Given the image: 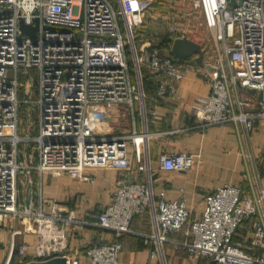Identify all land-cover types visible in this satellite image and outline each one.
I'll return each instance as SVG.
<instances>
[{"label":"built area","instance_id":"2783aa9c","mask_svg":"<svg viewBox=\"0 0 264 264\" xmlns=\"http://www.w3.org/2000/svg\"><path fill=\"white\" fill-rule=\"evenodd\" d=\"M154 3L0 0V232L6 218L23 216L33 218L38 232L52 238L48 231L58 217L44 211L42 190L38 210L31 202L27 206L21 201L20 176L36 171L41 177L67 173L89 180L87 170L112 167L145 172V180L120 183L111 202L92 216L113 238L86 248L91 264H120L121 236L131 231L134 217L145 211L152 217L146 244L151 258H159L162 264L170 235L184 227L186 237L176 246L192 257L206 256L216 264H264V253L252 252L264 249V185L250 141L255 123L264 120V97L255 96L264 95V0H236L235 5L229 0H193V9L201 11L213 34L217 59L215 72L204 74L210 93L198 99L195 126L235 125L244 143L247 182L245 187L227 183L208 193L199 219L191 218L185 197L168 200L163 192L156 195L154 191L147 126L158 114L156 107H149L175 95L188 70L199 68L195 60H180L172 54L175 38L164 41L161 30L179 31L180 22L174 13L155 12ZM22 20L37 26L35 37L22 31ZM142 67L155 84L152 95L145 91ZM239 88L256 93L246 96ZM118 105H126L132 129L110 134L106 117ZM21 111L25 122L20 128ZM35 111L39 120L34 134ZM138 117L143 129L137 127ZM27 144L33 145L34 162L31 151L22 149ZM199 156L166 152L159 167L188 170ZM28 180L26 195L32 201L34 180ZM51 207L55 212L56 203ZM245 223L252 229L249 249L234 240ZM27 249L19 245L20 259ZM67 264L79 261L68 258Z\"/></svg>","mask_w":264,"mask_h":264},{"label":"crops","instance_id":"0c3cea01","mask_svg":"<svg viewBox=\"0 0 264 264\" xmlns=\"http://www.w3.org/2000/svg\"><path fill=\"white\" fill-rule=\"evenodd\" d=\"M203 53L198 70H188L185 78L179 83L176 94L160 99L149 107H156L158 115L156 121H149L147 126L150 133L149 155L154 168L155 194L163 192L168 200L185 197L192 219L202 217L208 193L227 183L244 187L247 184L246 160L242 154L244 143L235 125L227 123L206 128L195 126L197 120L193 115L198 99L210 93V85L204 74L206 71L215 72L217 66L215 54L212 55L205 48ZM188 60L196 61L194 57ZM149 90L153 92V84ZM110 111L107 126L110 134L128 132L132 129V116L126 105L115 106ZM137 122V127L143 129L140 117L137 118ZM250 141L264 185V120L255 123ZM245 149L247 150V147ZM166 152H192L200 156L191 169L166 171L159 167L160 157ZM129 155L132 160L135 159L132 146L129 147ZM87 173L91 176L89 180L73 178L67 173L62 175L45 173L41 177L36 171L33 172L35 193L31 201L32 208L35 210L40 208L42 190L44 211L48 215L56 214L58 217L54 218L48 231L52 238L49 239L47 235L38 232L33 218L8 217L0 232V264H11L14 248L21 244L28 246L27 254L21 258L22 261L34 259L41 250L45 253L41 255L59 253L70 259H78L79 264H91L85 254L86 248L96 241H110L113 238L112 232L97 224L92 216L111 202L112 195L120 183L137 178L145 180L146 174L130 173L112 167H96L87 170ZM37 184L39 187L36 190ZM26 198L27 195L22 198V202H25ZM54 203L55 212L51 207ZM185 230L186 227L171 234L169 241L166 242L164 248L168 264H208L211 260L209 257L201 255L192 257L184 251L185 249L177 250L176 242L184 240ZM151 231L152 217L148 211L134 217L131 231L121 236L123 248L119 255L120 264H161L159 258H151L150 247L146 244V235ZM251 231V225L245 223L237 231L234 240L249 249ZM40 244L42 249L37 250ZM252 252L260 254L264 253V249ZM21 259L18 256L17 262H21Z\"/></svg>","mask_w":264,"mask_h":264},{"label":"rangeland","instance_id":"374dc122","mask_svg":"<svg viewBox=\"0 0 264 264\" xmlns=\"http://www.w3.org/2000/svg\"><path fill=\"white\" fill-rule=\"evenodd\" d=\"M192 6H193V0H155V3H154V11L155 12L164 13V14L174 13L175 14L174 17L180 22V25H181L180 30L176 31V32H169L168 29L167 30H165V29L161 30L163 32V35L165 33V35L163 36L164 41H167V40L171 41L173 39L171 37L169 38L170 34L172 36L173 35H177V36L184 35V36H187V37L201 43L202 48L207 49L213 55V54H215V41L213 38V34L205 25L201 11L199 9H193ZM179 9H182V11L180 12ZM167 26H168V24H167ZM167 34H169V35H167ZM166 35H167V39L165 37ZM146 73H147V70H143V76ZM239 89H240L242 94H244L246 96L249 94V92H247V90L245 88H239ZM255 96L258 97L259 95L255 94ZM26 113H27V109H25V114ZM25 114H24V111H21L20 128L22 126H24L23 123L25 122ZM38 120H39L38 113H37V111H35L33 114V119H31V122L34 123L33 124L34 134L37 133L36 129H37ZM28 146H30L31 148H28ZM130 146L131 145H129V147ZM23 147H22V149H26L27 153H29V151H31V153L33 154L32 162H34L35 157H36V153L34 152L33 145L27 144ZM29 175L20 176V179H21V199L26 195V192L28 190V181H29L28 179H30V178L33 179V177H34L33 172L30 176ZM34 187H35V185H34ZM38 187L39 186L37 184L36 190L38 189ZM177 250L182 251L184 249L178 247ZM184 251H186V250H184ZM161 264H162V262H161ZM163 264H168L166 254H165V261L163 262Z\"/></svg>","mask_w":264,"mask_h":264},{"label":"water","instance_id":"95a60500","mask_svg":"<svg viewBox=\"0 0 264 264\" xmlns=\"http://www.w3.org/2000/svg\"><path fill=\"white\" fill-rule=\"evenodd\" d=\"M241 2V0H239ZM231 5L236 4V0H229ZM21 29L25 34H28L32 37H35L37 26L27 25L23 20L21 21ZM171 52L180 60H187L191 57H194L198 63H201L203 60V48L202 44L187 37H176L173 41ZM218 76L222 78L221 68H218ZM250 93L255 94V89H248ZM264 97L263 93L259 94V98L262 99ZM257 109H253L256 111ZM106 120H109V117H106ZM155 178V176H154ZM30 187V186H29ZM28 187V189H29ZM26 205L29 206L31 202V197L28 195L26 200ZM19 256V245L14 248V254L11 259V264H67V256L61 255L59 253H55L52 255H37L34 259L26 262H17V257ZM208 264H216L215 259H211Z\"/></svg>","mask_w":264,"mask_h":264},{"label":"trees","instance_id":"16d2710c","mask_svg":"<svg viewBox=\"0 0 264 264\" xmlns=\"http://www.w3.org/2000/svg\"><path fill=\"white\" fill-rule=\"evenodd\" d=\"M167 35H169V34H167ZM167 35L165 36L166 37V39H167ZM176 38L177 37V35H171L170 34V36H169V38ZM169 41V40H168ZM192 58V57H191ZM190 59V58H189ZM188 60V59H187ZM143 70H146L145 68H143L142 67V75H143ZM143 84H144V88H145V91H146V93H147V95H152V93L151 92H149L150 90H149V88L151 87V85L153 84L154 86H155V84H154V82H153V80L151 79V77H150V75L148 74V72L143 76ZM28 148H31L30 146H28ZM26 261H30V260H27V259H25V262Z\"/></svg>","mask_w":264,"mask_h":264}]
</instances>
